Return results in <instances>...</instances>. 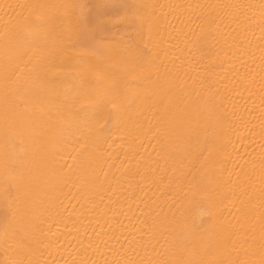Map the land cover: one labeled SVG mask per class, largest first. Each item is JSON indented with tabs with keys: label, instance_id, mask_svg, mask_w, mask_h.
Segmentation results:
<instances>
[{
	"label": "bare ground",
	"instance_id": "1",
	"mask_svg": "<svg viewBox=\"0 0 264 264\" xmlns=\"http://www.w3.org/2000/svg\"><path fill=\"white\" fill-rule=\"evenodd\" d=\"M0 264H264V0H0Z\"/></svg>",
	"mask_w": 264,
	"mask_h": 264
}]
</instances>
